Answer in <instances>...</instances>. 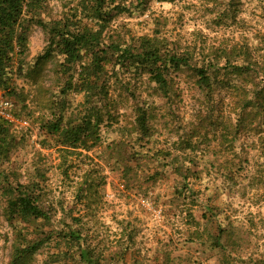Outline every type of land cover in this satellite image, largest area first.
<instances>
[{"label":"rangeland","instance_id":"rangeland-1","mask_svg":"<svg viewBox=\"0 0 264 264\" xmlns=\"http://www.w3.org/2000/svg\"><path fill=\"white\" fill-rule=\"evenodd\" d=\"M75 1L45 0L43 18ZM124 2L95 96L76 82L99 44L68 68L40 24L25 20L23 53L13 41L0 95L22 120L0 126V264L35 240L21 264H264V112H249L264 102V0ZM144 36L189 65L158 83L128 52ZM214 55L209 92L195 67ZM90 119L98 138L73 147L67 130ZM26 189L47 217L10 208Z\"/></svg>","mask_w":264,"mask_h":264},{"label":"trees","instance_id":"trees-1","mask_svg":"<svg viewBox=\"0 0 264 264\" xmlns=\"http://www.w3.org/2000/svg\"><path fill=\"white\" fill-rule=\"evenodd\" d=\"M45 0H0V70L8 66L10 52L14 49L13 41H19L21 48L19 53H23L26 49L28 37L25 34V20L35 22L43 26L49 33V47L57 48V50L65 55L64 66L70 68L74 62L80 61L83 52L92 51L95 43L102 41L104 30L108 27L110 21L115 16L113 9L117 12L127 9L124 0H76L75 3L58 18L45 20L43 18V8ZM100 44L98 50H93L94 59L92 66H86V72H81L79 80L76 82L82 90L88 92L90 97L97 95L98 90L96 81L92 80V74L99 73L103 70L101 62ZM130 50V49H125ZM138 50L129 52L130 56H134L137 62L142 63L154 79L163 84L167 82L164 77L165 72L170 68H179L189 65L191 57L187 55H179L175 52L169 53L168 49H163L162 43L158 38L142 37ZM226 53V51H223ZM216 55L208 57L202 65L195 67L199 75V81L205 85L209 92L212 91L213 80L210 70L217 66ZM236 68H243L236 65ZM84 68V64H83ZM216 70V68L214 69ZM247 100V99H246ZM250 113L264 112V102L254 101ZM248 101L242 105L246 108L250 106ZM8 121L0 118V126L5 125ZM9 123V122H8ZM55 129L60 128V124L55 122L52 124ZM67 140L69 144L76 147L80 143L86 142V139H97V123L91 119L79 125H74L67 130ZM88 134V135H87ZM90 134V136H89ZM84 135V138L82 137ZM10 208L18 212L23 217H47V212L37 203V195L26 189L9 201ZM74 237L78 236L72 233ZM40 240H35L31 245L21 248L16 254L13 264H21V257L28 253L31 249H36Z\"/></svg>","mask_w":264,"mask_h":264},{"label":"built area","instance_id":"built-area-1","mask_svg":"<svg viewBox=\"0 0 264 264\" xmlns=\"http://www.w3.org/2000/svg\"><path fill=\"white\" fill-rule=\"evenodd\" d=\"M0 118L7 120L8 122L11 123H19L21 120L15 115L13 112V107L12 103L7 100L2 98L0 95Z\"/></svg>","mask_w":264,"mask_h":264}]
</instances>
